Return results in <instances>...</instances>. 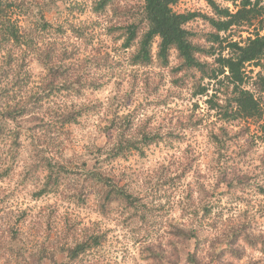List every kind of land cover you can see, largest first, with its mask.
I'll return each instance as SVG.
<instances>
[{
    "label": "trees",
    "instance_id": "trees-1",
    "mask_svg": "<svg viewBox=\"0 0 264 264\" xmlns=\"http://www.w3.org/2000/svg\"><path fill=\"white\" fill-rule=\"evenodd\" d=\"M204 1L206 12H180L178 0H91L92 20L74 24L62 18L69 0H0V180L32 187L35 199L55 195L76 206L94 199L99 217L129 231L148 264H258L252 255L264 251V234L254 233L247 220L227 223L217 237L202 234L216 193L205 182L184 186L200 170L196 157L174 171L158 166L142 182L144 171L127 179L113 169L118 160L145 157L150 146L180 137L117 110L133 103L139 79L151 94L167 80L175 95L189 90L207 96L221 123L209 135L219 167L207 168L223 185L217 194L264 192V0ZM96 28L125 52L134 70L129 89H110L100 127L104 143L70 152L66 127L104 110L84 97L104 84L98 70L107 57L83 54L94 49ZM155 68V78L137 70ZM61 95L63 103L56 100ZM229 153L231 163L223 165ZM181 187L182 224L158 215ZM0 204V264H111L100 255L109 234L101 221L78 222L58 202L33 215Z\"/></svg>",
    "mask_w": 264,
    "mask_h": 264
},
{
    "label": "rangeland",
    "instance_id": "rangeland-1",
    "mask_svg": "<svg viewBox=\"0 0 264 264\" xmlns=\"http://www.w3.org/2000/svg\"><path fill=\"white\" fill-rule=\"evenodd\" d=\"M71 1V2H70ZM91 0H69L68 7L64 8L62 18H66L74 24L82 23L83 21H91L90 11L87 5ZM224 4H227L223 0ZM75 4V5H74ZM61 5V3H59ZM74 5V6H73ZM75 7V8H73ZM176 10L183 12L187 10L206 12L209 10L207 3L204 0H178ZM65 21V20H64ZM250 31V30H248ZM235 32H232L234 34ZM248 32H244L242 37H245ZM94 49L92 55L98 57H107V64L101 62L98 70V75L104 81L101 87L96 90L88 91L84 97L94 99L98 104L102 105L104 110L101 114L94 116L83 117L77 124H71L66 127L69 129L71 139L66 142L70 152L77 150L82 152L85 143L92 142L97 145H102L105 141L104 136L100 131V127L104 128L106 120L102 119V115L106 112L108 99L113 96L110 89L119 84L123 90L129 89L128 77L133 71L126 63L125 52L103 34L99 28L95 30ZM236 39H240L235 35ZM74 40V38L72 37ZM70 37L68 41H73ZM175 59H173L174 61ZM139 74L148 73L150 77H154L159 69H137ZM136 71L135 73H137ZM39 70H35L34 79H38ZM129 75V76H128ZM155 78V77H154ZM152 81V80H151ZM107 83H109L107 85ZM137 92L134 95L133 103L129 106L114 107L119 113H135L137 117L136 123H142L148 120L151 127L162 129L165 133L173 131L175 135L180 137L170 138L165 142H160L157 145H152L146 150L145 157L132 156L129 160H118L113 164L114 173L119 171L124 172L125 177L131 178L137 176V173L143 172L142 176H138L139 182L144 178H148L158 166L170 167L171 170H177L188 157H196L195 166L199 165V172L190 174L184 181L186 186L190 181L205 182L210 191H215L216 198L213 202L212 213L203 222L202 234L208 238L217 237L225 228L227 223H232L241 219H245L248 223H252L253 232L256 234H264V192L255 188L248 190L247 194L233 197L228 194H217L224 192L223 185L217 186L216 175L207 172L208 167L218 169L217 156L215 147L209 140L211 131H216L221 123L217 121L214 111L208 109L206 103L207 96H194L189 90H184L182 94L175 95L170 90V84L167 80L162 84L158 94H151L145 91L143 82L139 79L136 81ZM212 91L209 92V94ZM67 97L59 96L56 100L63 103ZM102 130V129H101ZM255 130V127H252ZM94 132L93 135L91 133ZM26 143V137L23 138ZM230 153L222 158V164L228 161L231 163ZM257 161L253 162L256 167ZM198 164V165H197ZM149 168H154L148 172ZM247 168V167H246ZM245 168V169H246ZM148 172V173H146ZM150 174V175H149ZM125 178V179H126ZM260 185L264 184V176L259 180ZM183 184V183H182ZM264 189V186H263ZM33 188L25 185H19L13 179L0 180V202L4 206L14 207L15 209H23L28 215H33L37 211L49 204L58 202L61 205V210L69 209L71 216L76 221L84 224L93 221H101L103 227L109 228V234L103 248L100 250L101 258L111 264H148V260L144 259L142 253V245L132 237V234L125 230L115 219H103L99 217L95 210L94 199H90V203L86 205L76 206L72 202H61L59 197L55 195L43 196L35 199L31 192ZM184 188L175 190L171 196L170 202H166V210L162 214L165 219L174 223L182 224L187 220V217L182 216L179 199L183 196ZM150 200V205L152 204ZM70 204V205H69ZM169 204L171 207L168 208ZM173 206V207H172ZM0 207L2 205L0 204ZM2 209V208H0ZM182 216V217H181ZM163 218V219H164ZM215 224H218L215 227ZM155 227H158L157 225ZM154 227V228H155ZM205 253L209 247L205 244ZM250 254V253H248ZM252 257L258 261V264H264V251L254 252ZM245 261H236L233 259V264H243Z\"/></svg>",
    "mask_w": 264,
    "mask_h": 264
}]
</instances>
